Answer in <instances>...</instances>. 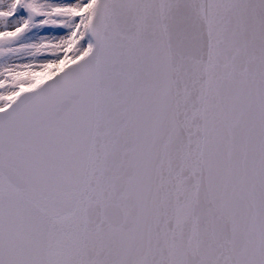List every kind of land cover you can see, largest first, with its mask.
Wrapping results in <instances>:
<instances>
[{"label": "snow or ice", "instance_id": "obj_1", "mask_svg": "<svg viewBox=\"0 0 264 264\" xmlns=\"http://www.w3.org/2000/svg\"><path fill=\"white\" fill-rule=\"evenodd\" d=\"M0 264H264V0H0Z\"/></svg>", "mask_w": 264, "mask_h": 264}]
</instances>
